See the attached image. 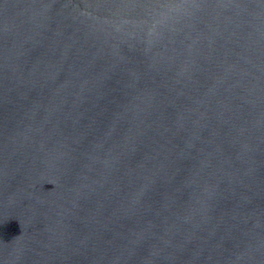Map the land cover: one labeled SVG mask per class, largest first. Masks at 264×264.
<instances>
[{
	"label": "water",
	"instance_id": "obj_1",
	"mask_svg": "<svg viewBox=\"0 0 264 264\" xmlns=\"http://www.w3.org/2000/svg\"><path fill=\"white\" fill-rule=\"evenodd\" d=\"M0 264H264V0H0Z\"/></svg>",
	"mask_w": 264,
	"mask_h": 264
}]
</instances>
